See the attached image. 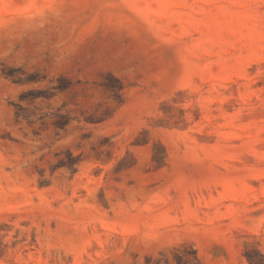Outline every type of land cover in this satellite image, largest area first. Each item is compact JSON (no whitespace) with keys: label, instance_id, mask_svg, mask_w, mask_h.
I'll return each instance as SVG.
<instances>
[{"label":"rangeland","instance_id":"1","mask_svg":"<svg viewBox=\"0 0 264 264\" xmlns=\"http://www.w3.org/2000/svg\"><path fill=\"white\" fill-rule=\"evenodd\" d=\"M264 255V0H0V264Z\"/></svg>","mask_w":264,"mask_h":264},{"label":"trees","instance_id":"2","mask_svg":"<svg viewBox=\"0 0 264 264\" xmlns=\"http://www.w3.org/2000/svg\"><path fill=\"white\" fill-rule=\"evenodd\" d=\"M191 248L183 245L181 248L174 249L173 259L171 260L165 254H160V259H157L153 264H202L197 257V252L191 249V253L186 252V249ZM245 258L249 264H264V255L257 252V256L253 257L250 253H245ZM151 258L147 261L150 264Z\"/></svg>","mask_w":264,"mask_h":264}]
</instances>
